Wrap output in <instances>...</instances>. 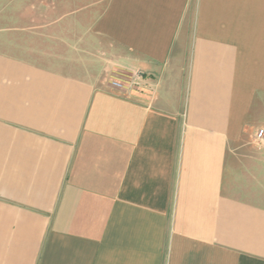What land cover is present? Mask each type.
I'll return each mask as SVG.
<instances>
[{
	"label": "crops",
	"instance_id": "0c3cea01",
	"mask_svg": "<svg viewBox=\"0 0 264 264\" xmlns=\"http://www.w3.org/2000/svg\"><path fill=\"white\" fill-rule=\"evenodd\" d=\"M191 1L0 0V264H264V0Z\"/></svg>",
	"mask_w": 264,
	"mask_h": 264
},
{
	"label": "rangeland",
	"instance_id": "374dc122",
	"mask_svg": "<svg viewBox=\"0 0 264 264\" xmlns=\"http://www.w3.org/2000/svg\"><path fill=\"white\" fill-rule=\"evenodd\" d=\"M195 2L196 0L191 1L193 8H190V12L182 26L181 39L184 38V40L187 41V45H185V49L180 46H176L174 49V53L180 49H183L185 52V57L179 61L181 66H185L189 60V43L194 31ZM74 54L76 57L72 58L73 52H68L69 58L66 60H68L70 65L73 63L81 69L88 70L89 74L86 76L98 81L99 84L105 83L111 85L113 81L128 82L132 79L131 75L129 76V74L118 65L119 59L117 55H115V51L111 48L108 49L107 47V49H104L103 47H98V51L95 52L89 50L88 45L82 42L80 51H74ZM73 75L78 76V74ZM260 102L254 107V115L248 124L243 140L239 143L230 145V159H232L231 161H233L234 165L238 168V172H241L244 168L242 164L244 156H248L249 152L258 146L256 140L257 134L259 131L264 130V100ZM236 180L238 182L239 177H237ZM245 181H247V179L242 178L239 184H244Z\"/></svg>",
	"mask_w": 264,
	"mask_h": 264
},
{
	"label": "built area",
	"instance_id": "2783aa9c",
	"mask_svg": "<svg viewBox=\"0 0 264 264\" xmlns=\"http://www.w3.org/2000/svg\"><path fill=\"white\" fill-rule=\"evenodd\" d=\"M111 87L125 93L127 96L137 94L142 89L139 77L132 78L128 82L113 81L111 82ZM256 140L258 142H264V130L259 131Z\"/></svg>",
	"mask_w": 264,
	"mask_h": 264
}]
</instances>
